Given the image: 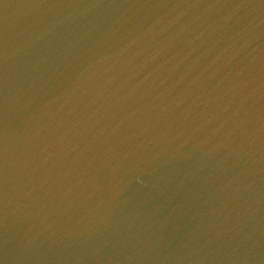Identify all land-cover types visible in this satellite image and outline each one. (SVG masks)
Wrapping results in <instances>:
<instances>
[{
    "label": "water",
    "instance_id": "obj_1",
    "mask_svg": "<svg viewBox=\"0 0 264 264\" xmlns=\"http://www.w3.org/2000/svg\"><path fill=\"white\" fill-rule=\"evenodd\" d=\"M0 264H264V0H0Z\"/></svg>",
    "mask_w": 264,
    "mask_h": 264
}]
</instances>
